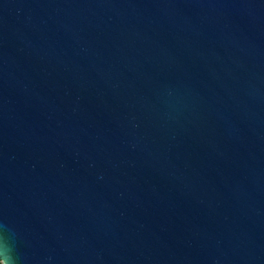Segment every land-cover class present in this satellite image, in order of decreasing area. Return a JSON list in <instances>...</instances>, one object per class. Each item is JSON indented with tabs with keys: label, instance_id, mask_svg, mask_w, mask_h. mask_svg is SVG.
<instances>
[{
	"label": "water",
	"instance_id": "water-1",
	"mask_svg": "<svg viewBox=\"0 0 264 264\" xmlns=\"http://www.w3.org/2000/svg\"><path fill=\"white\" fill-rule=\"evenodd\" d=\"M2 264H264V0H0Z\"/></svg>",
	"mask_w": 264,
	"mask_h": 264
},
{
	"label": "clouds",
	"instance_id": "clouds-1",
	"mask_svg": "<svg viewBox=\"0 0 264 264\" xmlns=\"http://www.w3.org/2000/svg\"><path fill=\"white\" fill-rule=\"evenodd\" d=\"M5 248H7L10 251V249L7 247V245H4L2 250H0V254H3V252L5 251Z\"/></svg>",
	"mask_w": 264,
	"mask_h": 264
},
{
	"label": "trees",
	"instance_id": "trees-1",
	"mask_svg": "<svg viewBox=\"0 0 264 264\" xmlns=\"http://www.w3.org/2000/svg\"><path fill=\"white\" fill-rule=\"evenodd\" d=\"M0 264H2L1 261H0Z\"/></svg>",
	"mask_w": 264,
	"mask_h": 264
}]
</instances>
